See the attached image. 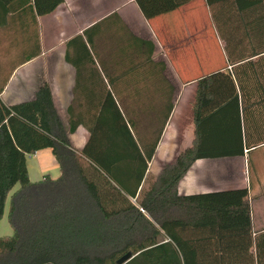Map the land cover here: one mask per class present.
I'll use <instances>...</instances> for the list:
<instances>
[{"label":"trees","instance_id":"obj_1","mask_svg":"<svg viewBox=\"0 0 264 264\" xmlns=\"http://www.w3.org/2000/svg\"><path fill=\"white\" fill-rule=\"evenodd\" d=\"M17 1L0 0V10L16 11ZM63 1L19 2L45 15ZM135 1L144 16L152 19L192 0ZM205 1L233 69L227 65L198 79L192 103V144L146 190L148 164L173 109L170 101L162 117L156 118L160 128L145 143L134 131L133 112L122 97L119 106L110 93L99 110L70 107L68 128L47 83L30 101L6 105L0 99V222L9 202L8 221L13 228L11 235H0V264H117L127 252L134 257L125 264H200L201 260L223 264L233 259L254 264V255L249 254L248 187L189 195L178 192L180 181L197 160L244 156L264 140L260 125L247 124L248 109L264 107V55L253 59L264 53V0ZM91 32L86 30L67 42L65 58L75 66L78 84L84 71H98ZM80 125L91 132L81 150L69 138ZM43 148H51L61 175L32 181L27 156ZM80 157L113 182L122 196L136 202L106 212L98 185L85 174ZM254 166L251 160L252 170ZM254 187L251 176L250 189ZM217 245L245 246L247 254L216 257L211 251ZM261 246L258 241V264H264Z\"/></svg>","mask_w":264,"mask_h":264},{"label":"crops","instance_id":"obj_2","mask_svg":"<svg viewBox=\"0 0 264 264\" xmlns=\"http://www.w3.org/2000/svg\"><path fill=\"white\" fill-rule=\"evenodd\" d=\"M19 1L15 3L19 5L16 11L11 8L6 14L5 10H0V99L6 105L30 101L38 89L47 83L57 111L68 128L70 107L74 106L76 111H94L99 110L103 98L109 93L116 98L119 106L120 97H128L132 101L131 105L128 101L127 110L133 112L134 131L145 143L160 128L159 123H151L152 118L162 117L170 101L173 109L163 126L146 173V177L151 175L150 180H155L167 164L173 163L180 152L192 144L193 139L190 142L184 120L189 107L193 118L192 103L198 79L225 69L227 65L230 70L233 69V65L227 62L225 50L226 64L203 72L206 59L211 61V56L206 50L203 32L199 29L194 5L198 1L204 5L206 1L192 0L152 19L144 16L135 0H64L53 12L45 15L36 14L33 8L28 7L29 4L24 5ZM109 19L120 28L118 46L110 39L111 34L107 33L111 28H102ZM86 30H94L91 35L97 56L94 53L93 56L98 71H84L78 84L77 70L67 62L65 54L67 42ZM223 45L225 48L224 42ZM261 55L264 53L253 59ZM176 69L184 76H178ZM247 124L252 127L260 125L261 134L264 135V107L254 105L248 109ZM90 137L91 132L86 125L78 126L69 134L72 146L79 150ZM258 149H263V166L261 172L256 173L259 178L255 187L250 189L254 171L251 168V154ZM80 161L87 177L92 176L90 179H96L93 181L103 180L101 183L108 191L109 202L114 203L120 193L115 184L104 178L85 157H80ZM27 166L32 181L41 180L45 175L53 179L61 175L51 148L28 155ZM210 166L212 168H208ZM259 166H254L255 170ZM243 187L249 188L248 198L252 209V245L249 254L254 255V264H258V241L264 252V235L260 237L264 233V140L257 149L246 150L244 156L197 160L180 181L178 192L189 195ZM256 199L260 200L258 212L255 209ZM8 207L6 205L5 216L0 222V226L6 222L1 236L13 233L8 221ZM213 248L211 254L216 257L247 254L245 246L220 248L217 245ZM233 260L223 264H251ZM200 264L205 263L201 260Z\"/></svg>","mask_w":264,"mask_h":264},{"label":"rangeland","instance_id":"obj_3","mask_svg":"<svg viewBox=\"0 0 264 264\" xmlns=\"http://www.w3.org/2000/svg\"><path fill=\"white\" fill-rule=\"evenodd\" d=\"M195 9L198 15V22H199V29L200 31L203 32V39L205 41V45H206V50L208 51V55L211 56V61H207L206 59V63L203 66V72H209L207 70H215L214 68H219V66L225 65L226 64V59H225V48L223 45L224 39L221 38L219 31L216 27V21L215 18L213 16V13L211 11V9L208 8L207 4H201L200 1L195 3ZM111 28V31H107V33L109 32L111 34V40L115 43V46H118V43H120V28L119 26H117L112 19H109L107 22H105L102 25V28L104 27H108ZM101 27V26H100ZM91 33H94V30H92ZM221 42V45H219ZM112 47H115L114 45H111ZM209 48V49H208ZM176 66V64H175ZM177 67V66H176ZM201 70V68H199V71ZM176 72L178 74V76H184L179 69H176ZM131 98V97H130ZM122 100L126 102V104L128 105V101L130 102V105L132 103L131 99L128 100V97H122ZM191 107H189L188 109V115L185 116V128L187 131V136L191 142V140L194 138V130L193 127H191V125L193 126V118L191 115ZM128 111H132V110H128ZM130 115V114H128ZM141 123L142 120H141ZM152 124L157 125L159 123V121L156 118H152L151 121ZM155 133V132H154ZM154 136V135H153ZM252 162L255 164V167H257L259 164L260 166L258 168H256V170L253 171L252 173V182L253 185L255 186L256 182H257V176L256 173H260L262 168L261 166H263L262 163V159L261 156L263 155V149L261 150H256L254 151L252 154ZM84 168V167H83ZM208 168H212V166L208 167ZM93 178L91 177H88ZM250 178V176H249ZM151 179V175H147L145 181H146V189L149 188V186L154 182V180H150ZM211 179V178H210ZM92 180V179H90ZM96 180V179H93ZM103 180L100 179V181H95L96 184L98 182V188H99V193H100V197L102 199L103 205L105 207L106 212L110 213L113 210H118L120 208H124L127 205L130 204V202L134 203L136 202V200L134 198H129V200L127 198H125L124 196H122V194L119 193L117 195V200L114 203H110L109 202V194L108 191L106 190V187L103 183H101ZM149 182V183H148ZM100 184V185H99ZM118 191V190H117ZM255 193V192H254ZM255 195V194H253ZM254 197V196H253ZM130 201V202H129ZM9 204H7L8 206ZM258 206V207H257ZM255 209L256 212L259 211V207H260V200L256 199L255 201ZM5 221V220H4ZM6 222H3L0 226V235H3V228Z\"/></svg>","mask_w":264,"mask_h":264},{"label":"water","instance_id":"obj_4","mask_svg":"<svg viewBox=\"0 0 264 264\" xmlns=\"http://www.w3.org/2000/svg\"><path fill=\"white\" fill-rule=\"evenodd\" d=\"M134 257L132 252H127L117 260V264H125Z\"/></svg>","mask_w":264,"mask_h":264},{"label":"built area","instance_id":"obj_5","mask_svg":"<svg viewBox=\"0 0 264 264\" xmlns=\"http://www.w3.org/2000/svg\"><path fill=\"white\" fill-rule=\"evenodd\" d=\"M142 211H144L142 208H141Z\"/></svg>","mask_w":264,"mask_h":264}]
</instances>
